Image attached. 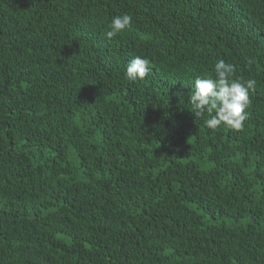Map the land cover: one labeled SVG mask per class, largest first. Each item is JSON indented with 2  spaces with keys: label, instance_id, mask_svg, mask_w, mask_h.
<instances>
[{
  "label": "trees",
  "instance_id": "obj_1",
  "mask_svg": "<svg viewBox=\"0 0 264 264\" xmlns=\"http://www.w3.org/2000/svg\"><path fill=\"white\" fill-rule=\"evenodd\" d=\"M218 59L239 130L189 111ZM0 264H264V0H0Z\"/></svg>",
  "mask_w": 264,
  "mask_h": 264
},
{
  "label": "clouds",
  "instance_id": "obj_2",
  "mask_svg": "<svg viewBox=\"0 0 264 264\" xmlns=\"http://www.w3.org/2000/svg\"><path fill=\"white\" fill-rule=\"evenodd\" d=\"M132 17L128 14L117 15L111 19L105 35L111 39L131 26ZM151 71L148 58L136 55L128 62L126 79L136 81L144 79ZM214 75L196 77L189 96V111L197 117L207 113L211 118L204 120L209 129L225 125L239 130L246 120V108L250 104L249 90H255L254 79L236 78L237 68L232 63L218 59L214 64Z\"/></svg>",
  "mask_w": 264,
  "mask_h": 264
}]
</instances>
